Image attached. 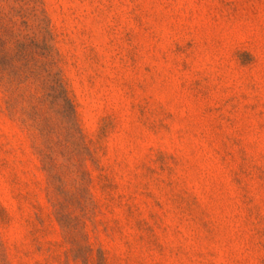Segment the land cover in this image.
Wrapping results in <instances>:
<instances>
[{"label": "rangeland", "instance_id": "1", "mask_svg": "<svg viewBox=\"0 0 264 264\" xmlns=\"http://www.w3.org/2000/svg\"><path fill=\"white\" fill-rule=\"evenodd\" d=\"M0 264H264V0H0Z\"/></svg>", "mask_w": 264, "mask_h": 264}]
</instances>
